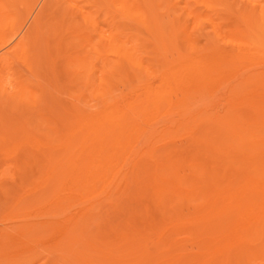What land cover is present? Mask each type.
I'll return each mask as SVG.
<instances>
[{
	"label": "bare ground",
	"instance_id": "6f19581e",
	"mask_svg": "<svg viewBox=\"0 0 264 264\" xmlns=\"http://www.w3.org/2000/svg\"><path fill=\"white\" fill-rule=\"evenodd\" d=\"M241 1L251 13L243 21L247 34L262 48L264 2ZM194 6L207 17H195ZM232 15L229 0H0V123L15 129L57 104L69 111L74 126L46 158L41 189L68 187L86 200L99 197L100 212L113 204L115 191L130 186L140 165L155 175L165 168L174 173L172 155L190 152L189 187L181 186L186 181L176 173L168 180L200 196L198 211L182 223L190 229L186 243L175 239L156 258L180 251L168 264H264V74L234 86L245 97L237 105L214 102L215 88L204 84L219 81L231 65L218 51L220 43L249 47L221 30L219 21ZM204 23L214 37L198 45L195 35ZM56 61L70 77L71 91L63 92L60 84L67 107L60 94L47 91L45 98L44 91L31 90H41L44 70L51 65L53 73ZM249 87L255 90L246 96ZM185 196L177 215L191 211ZM76 214L66 215L69 229L58 233L48 254L38 237L41 224L12 227L24 243L0 248V264H104L110 257L96 261L91 253L97 248L85 240L90 228L82 219L74 222ZM103 216L105 225L95 220L92 228L109 226L108 213ZM7 230L0 229L1 240L10 239ZM124 257L115 258L116 264H125ZM135 260L146 264L149 257Z\"/></svg>",
	"mask_w": 264,
	"mask_h": 264
},
{
	"label": "rangeland",
	"instance_id": "374dc122",
	"mask_svg": "<svg viewBox=\"0 0 264 264\" xmlns=\"http://www.w3.org/2000/svg\"><path fill=\"white\" fill-rule=\"evenodd\" d=\"M229 1L233 8V15L219 21L221 30L230 32V40L249 45V47L236 48L220 43L218 51L227 61H230L231 65L229 64V67L222 72L219 81L209 79L204 84L215 88L214 102L237 105L245 97L238 95L234 86L242 82L247 83L257 75L264 74V47L259 48L257 41L247 34L250 27L245 26L243 21L251 13L243 9L242 1ZM261 1L264 2V0ZM193 8L195 17L201 19L207 17L202 8L196 6ZM211 31L210 24L204 23L195 35L198 45H204L206 38L212 41L214 36ZM250 47L251 50H249ZM41 49L44 50V46ZM44 55L45 53L39 55L42 61H44ZM56 62L53 72L55 75L52 73L51 65L43 72V81L40 79L43 90L42 87L41 90L35 87L31 90L36 95H41V91H44L45 98L50 97L47 91L50 92L51 97L60 94L59 97L57 96L58 101L67 107L68 99L61 93L60 84L63 85V92L71 91V85H69L71 90L67 87L70 77L61 70V61ZM14 66V69L26 78V71L17 65ZM197 86L195 82L192 85V87ZM125 90L124 87L121 92ZM254 90L255 87L247 88L246 96ZM57 98L56 102H58ZM2 111L5 110L0 108V113ZM68 114V110L63 111L54 104L45 111L43 118L32 119L26 123L22 121L19 126H15V129H12L9 123H0V229L8 228L7 232L10 234V239H0V248L11 246V244L20 247L24 243L23 237L12 232V227L36 223L41 224L43 228V232L38 237L41 236L40 242L45 249V254H48L57 245L58 233L69 229V223H64L66 215L77 213L73 221L82 219L90 228L85 240L97 248L96 252L91 253L98 258L96 261L106 254L110 258L104 264H116L115 258L122 256H125V264H136L135 258L138 256L143 258L148 256L149 260L146 264H162L165 259L168 262L164 264H168L177 259L180 251L163 255L161 258H156V255L166 250L175 239L181 240V245L186 243L185 239L190 229L182 223L189 219L190 213L198 211L195 206L200 202V196L182 192L179 186L177 188L171 186L168 180L171 174L176 173L186 181L181 186L189 187L192 180L191 170L194 166L193 154L186 151L173 154L171 157L173 165L179 168L174 173L165 168L155 175L153 171L140 165L136 175L130 177V186L127 188L123 186L115 191L113 204L103 205L98 212L96 205L101 201L99 197L86 200L84 195L68 187L62 190L41 189L48 172L46 158L52 152L51 149L63 145L66 138L74 131L72 122L67 119ZM29 115L30 113L28 117H31ZM61 155L62 153H56V156ZM185 195L189 196L185 204L187 207H192L191 211L177 215L174 212L175 207L182 202ZM63 211L66 213L62 215ZM103 211L109 215L110 227L104 226ZM22 214H27L29 218H21ZM95 220L104 223V230L92 228V222ZM53 222L55 224H52ZM178 223L181 224L174 227ZM107 227L109 229L105 230ZM159 237H162L161 241H158ZM83 246L85 244L79 245V247ZM157 248L161 251H157ZM44 260H41V263ZM184 262L185 264L193 263L188 260Z\"/></svg>",
	"mask_w": 264,
	"mask_h": 264
}]
</instances>
